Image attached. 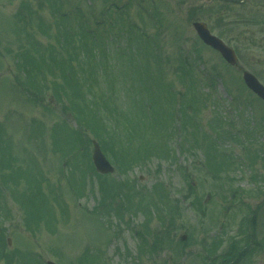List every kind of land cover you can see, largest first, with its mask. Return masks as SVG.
Here are the masks:
<instances>
[{"label": "rangeland", "instance_id": "1", "mask_svg": "<svg viewBox=\"0 0 264 264\" xmlns=\"http://www.w3.org/2000/svg\"><path fill=\"white\" fill-rule=\"evenodd\" d=\"M234 1L0 0V172L10 160L19 168L17 178L0 176V264H264V103L192 27L205 22L264 84V0ZM105 11L125 14L146 39L127 46L109 30L96 53L107 48L110 63L91 56L94 77L80 63L70 74L57 69L68 57L56 41L63 24L81 18L94 26ZM180 60L188 65L183 81ZM145 65L171 86L167 97L161 85L137 94L147 77L135 67ZM186 81L196 104H187ZM82 100L94 103L86 108ZM94 114L108 117L110 129L123 127L101 142L86 120ZM203 134L216 145L213 163L227 165L205 163L211 147ZM163 137L171 157L160 148ZM92 140L112 174L95 172ZM243 225L250 256L224 262L235 241L239 252L246 245Z\"/></svg>", "mask_w": 264, "mask_h": 264}, {"label": "trees", "instance_id": "2", "mask_svg": "<svg viewBox=\"0 0 264 264\" xmlns=\"http://www.w3.org/2000/svg\"><path fill=\"white\" fill-rule=\"evenodd\" d=\"M81 31H84L83 27L81 28L80 31L74 32L72 34L74 36L77 35L78 39H79V35H80ZM88 31L92 32V30H89V29H88ZM88 31H84V32L89 34ZM89 35L91 36V38H90L91 39V43L94 44L93 39H96L95 33L94 34H89ZM82 36H85V34H83ZM67 39H68V43L64 44L63 47L66 49V53H67L68 57H67L66 60H64V58H62L61 60L58 61V64H61V65L66 63V67H65V69H61V67H59L57 69L62 70L63 73L68 72L70 74V73H72L74 71V68H73L74 65L73 64L80 63L82 65L83 72L86 73V74H89L91 77H94V75H95L94 67L91 64L90 59H89V64L88 65H86V63H85V60H86L85 59L86 43L83 42L82 46H80L82 48V50H83V52L80 53V52H76L75 51V43L73 41H70V36L69 35H67ZM98 40H101L100 36H99ZM80 42H81V39H80ZM91 48L92 47H90L89 50ZM72 55H75L74 60H72V58H71ZM90 55L95 56L93 52H90ZM90 79L92 80V78H90ZM74 82L75 81H73L72 83H74ZM92 89H93V87L90 85V83L85 85V93L88 96L92 95ZM82 102H83V106H85L86 108L94 103L93 100H90L89 102H87V100H85V101L82 100ZM74 108H76V110L79 111L81 106H79V105L77 106L76 105V106H74ZM88 117H87L86 120H87V123H89V127H90L89 129H91L93 131L94 135L98 136L97 139H99L101 142L105 141V139H104L105 135L111 136L112 135V131H115L116 134H117V129L119 127H121V129H122V127H123V124L122 125L118 124L116 129H110L112 126L111 125L109 126V120L110 119L108 117H105L104 119H103V117L98 118V119L97 118L94 119L95 118V114L93 116H88ZM82 118H83V116L81 114V119ZM160 122L162 123V120H160ZM150 128H154V125H150ZM143 137H145V135H143ZM141 142H140V145L137 147V153L133 154L132 153V149L130 148V151L133 154V156H132L133 158L130 159V162H133V160L136 158V155L139 152V147L140 146L145 147V145H142L145 142H143V143H141ZM147 153H148V151L146 152V155H147ZM5 169L7 170V172L4 173L5 178H12V176H15L17 178V175H19V173H18L19 171L17 170L19 168L15 167V164L13 163L12 160H10L9 165L6 166ZM0 176L4 177L1 172H0Z\"/></svg>", "mask_w": 264, "mask_h": 264}, {"label": "water", "instance_id": "3", "mask_svg": "<svg viewBox=\"0 0 264 264\" xmlns=\"http://www.w3.org/2000/svg\"><path fill=\"white\" fill-rule=\"evenodd\" d=\"M199 38L207 45L217 50L224 60L230 65L237 64V58L233 50L227 47L220 39L212 36L206 26L201 22L193 24ZM245 85L252 90L258 97L264 100V87L257 81V79L249 72L243 71L242 74ZM92 160L95 168L100 173L106 174L111 173L113 168L103 156L100 151L98 143L93 140V153ZM46 264H55L52 261H47Z\"/></svg>", "mask_w": 264, "mask_h": 264}, {"label": "flooded vegetation", "instance_id": "4", "mask_svg": "<svg viewBox=\"0 0 264 264\" xmlns=\"http://www.w3.org/2000/svg\"><path fill=\"white\" fill-rule=\"evenodd\" d=\"M224 2H227V1H229V0H223ZM231 1V0H230ZM244 0H236V1H234V3H236L237 4V6H243V4H244ZM264 18V17H263Z\"/></svg>", "mask_w": 264, "mask_h": 264}]
</instances>
